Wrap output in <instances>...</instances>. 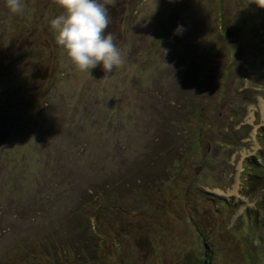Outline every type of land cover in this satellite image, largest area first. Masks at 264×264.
Returning a JSON list of instances; mask_svg holds the SVG:
<instances>
[{
  "label": "rangeland",
  "instance_id": "rangeland-1",
  "mask_svg": "<svg viewBox=\"0 0 264 264\" xmlns=\"http://www.w3.org/2000/svg\"><path fill=\"white\" fill-rule=\"evenodd\" d=\"M24 3L0 0V264H264L256 0H116L107 78Z\"/></svg>",
  "mask_w": 264,
  "mask_h": 264
},
{
  "label": "clouds",
  "instance_id": "clouds-1",
  "mask_svg": "<svg viewBox=\"0 0 264 264\" xmlns=\"http://www.w3.org/2000/svg\"><path fill=\"white\" fill-rule=\"evenodd\" d=\"M63 11L50 21L55 32V43L61 54L80 72L90 75L92 69L102 66L107 74L125 63L122 51L116 45V36L106 29L111 23L108 6H115L116 0H53ZM264 9V0H256ZM12 14L23 15L24 0H6ZM178 26L176 34H181Z\"/></svg>",
  "mask_w": 264,
  "mask_h": 264
},
{
  "label": "trees",
  "instance_id": "trees-1",
  "mask_svg": "<svg viewBox=\"0 0 264 264\" xmlns=\"http://www.w3.org/2000/svg\"><path fill=\"white\" fill-rule=\"evenodd\" d=\"M263 132H264V130H261V131H260V133H262V136L264 135ZM259 155H261V157H263V160H264V153H263V154H259ZM202 195H204V196L207 197V198H210V197H211V196L209 197V196L206 195L205 193H202ZM202 195H201V196H202ZM195 201H196V200H194V199L191 201V205H192V206H191L190 208H192V209L195 208V206H196ZM221 206H222L221 208H223V210L226 211V212L235 208L234 205H229L228 203H226V202H224V201L221 202ZM190 212L193 214V210H190ZM241 218H242V217H240V219H241ZM238 220H239V219H238ZM197 222H198V221H197ZM241 223H243V221H242ZM238 224H240V223H238ZM236 225H237V224H236ZM103 229L106 231V226H105ZM98 232H100L99 235L103 236V237H101V238H103V239L105 240V241H104L103 239L101 240V238L99 237V241H98L99 243L97 244V245H99V247H98V248H99V252H98V253H99L100 255H102V254L107 250V249H105V245H104L105 242H107L106 238L104 237V235H106V234H101V230H98ZM248 238H249L248 240L250 241V237H248ZM109 246H110V245H109ZM107 248H108V247H107ZM114 250H115V248H114ZM204 251L207 253V250H204ZM99 254H98V255H99ZM197 254H199V252H198ZM206 261H207V260H206ZM206 261L202 262V261H200L198 258H195L194 261H193L192 263H193V264H206ZM192 263H191V264H192ZM207 263H208V262H207ZM179 264H181V262H180Z\"/></svg>",
  "mask_w": 264,
  "mask_h": 264
},
{
  "label": "bare ground",
  "instance_id": "bare-ground-1",
  "mask_svg": "<svg viewBox=\"0 0 264 264\" xmlns=\"http://www.w3.org/2000/svg\"><path fill=\"white\" fill-rule=\"evenodd\" d=\"M235 190L237 191V188Z\"/></svg>",
  "mask_w": 264,
  "mask_h": 264
}]
</instances>
